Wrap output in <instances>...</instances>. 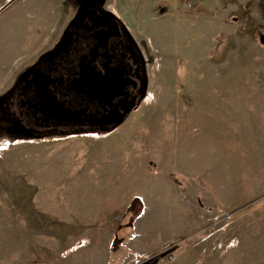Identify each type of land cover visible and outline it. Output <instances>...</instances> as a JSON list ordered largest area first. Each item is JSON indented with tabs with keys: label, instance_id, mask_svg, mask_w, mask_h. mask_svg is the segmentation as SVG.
<instances>
[{
	"label": "rangeland",
	"instance_id": "1",
	"mask_svg": "<svg viewBox=\"0 0 264 264\" xmlns=\"http://www.w3.org/2000/svg\"><path fill=\"white\" fill-rule=\"evenodd\" d=\"M104 3L144 93L105 134L0 136V264H264V0ZM72 5L0 0V92Z\"/></svg>",
	"mask_w": 264,
	"mask_h": 264
},
{
	"label": "flooded vegetation",
	"instance_id": "2",
	"mask_svg": "<svg viewBox=\"0 0 264 264\" xmlns=\"http://www.w3.org/2000/svg\"><path fill=\"white\" fill-rule=\"evenodd\" d=\"M146 85L142 50L104 0H74L53 44L0 92V136L105 134Z\"/></svg>",
	"mask_w": 264,
	"mask_h": 264
},
{
	"label": "crops",
	"instance_id": "3",
	"mask_svg": "<svg viewBox=\"0 0 264 264\" xmlns=\"http://www.w3.org/2000/svg\"><path fill=\"white\" fill-rule=\"evenodd\" d=\"M10 1H11V0H8V2H10ZM66 19H67V18H66ZM65 21H66V20H65ZM64 23H65V22H64ZM64 23H63V25H64ZM63 25L61 26V28L63 27ZM61 28H60V30H61ZM60 30H59V32H60ZM59 32L57 33V35H56L55 37H58ZM53 38H54V37H53ZM56 39H57V38H56ZM52 40H53V39H51L50 41H52ZM50 41H49V42H50ZM49 42H48V43H49ZM4 43H5V42H4ZM5 44H6V43H5ZM6 45H7V44H6ZM7 46H8V45H7ZM34 55H35V54H34ZM34 55H33V56H34ZM33 56H31L28 60L30 61V60L32 59ZM27 63H28V62H27ZM252 106H253V105H252ZM241 112H246V114H247V118H249V112H248L247 110H245V108H244L243 110L241 109ZM240 114H241V113H240Z\"/></svg>",
	"mask_w": 264,
	"mask_h": 264
},
{
	"label": "water",
	"instance_id": "4",
	"mask_svg": "<svg viewBox=\"0 0 264 264\" xmlns=\"http://www.w3.org/2000/svg\"><path fill=\"white\" fill-rule=\"evenodd\" d=\"M123 119H124V115L119 118V121L121 122ZM165 254H166V252L162 253L160 256H164ZM155 260H157V259H155Z\"/></svg>",
	"mask_w": 264,
	"mask_h": 264
},
{
	"label": "trees",
	"instance_id": "5",
	"mask_svg": "<svg viewBox=\"0 0 264 264\" xmlns=\"http://www.w3.org/2000/svg\"><path fill=\"white\" fill-rule=\"evenodd\" d=\"M174 249H175V248H172L171 250H174ZM171 250H169V251H171ZM167 253L169 254L168 250H167ZM168 254H167V255H168ZM155 257H157V260H159V259H161L162 256H160V255H156ZM155 257H154V258H155Z\"/></svg>",
	"mask_w": 264,
	"mask_h": 264
}]
</instances>
